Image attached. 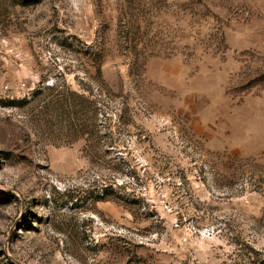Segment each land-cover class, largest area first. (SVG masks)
Instances as JSON below:
<instances>
[{
	"label": "rangeland",
	"instance_id": "rangeland-1",
	"mask_svg": "<svg viewBox=\"0 0 264 264\" xmlns=\"http://www.w3.org/2000/svg\"><path fill=\"white\" fill-rule=\"evenodd\" d=\"M0 264H264V0H0Z\"/></svg>",
	"mask_w": 264,
	"mask_h": 264
}]
</instances>
